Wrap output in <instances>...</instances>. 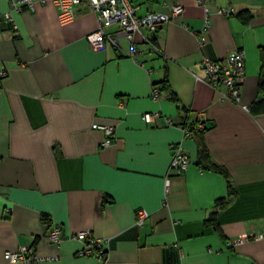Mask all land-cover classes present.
<instances>
[{
    "label": "crops",
    "instance_id": "1",
    "mask_svg": "<svg viewBox=\"0 0 264 264\" xmlns=\"http://www.w3.org/2000/svg\"><path fill=\"white\" fill-rule=\"evenodd\" d=\"M131 1L139 15L166 10L164 1L184 7L155 34L137 33L135 56L124 38L121 48L94 50L87 35L97 16L85 6L69 25L53 3L14 12L16 28L0 21V264L25 246L40 264H264V0ZM235 49L246 52L240 103L223 100L201 65ZM152 112L160 119L146 123ZM200 113L211 161L231 175L230 200L227 179L197 163L198 135L184 132ZM96 123L115 127L112 145L102 146ZM174 144L190 158L185 171L171 168ZM139 209L150 215L142 226ZM54 224L60 244L47 239ZM87 230L103 241V259L81 255L86 243L69 238Z\"/></svg>",
    "mask_w": 264,
    "mask_h": 264
},
{
    "label": "built area",
    "instance_id": "2",
    "mask_svg": "<svg viewBox=\"0 0 264 264\" xmlns=\"http://www.w3.org/2000/svg\"><path fill=\"white\" fill-rule=\"evenodd\" d=\"M10 11L0 13V21L9 23L15 27L13 13H20L24 9H35L37 4L45 5L53 3L58 11V21L61 25H69L76 19L79 8L87 7L96 13L97 29L87 35V40L94 50H104L106 43H110L117 48H121L122 38L130 42V54H138V48L135 43V35L142 30L155 34L165 23L179 19L184 7L179 2L164 1L162 4L166 8L163 11H148L146 14L139 15L138 7L131 0H8ZM205 3L206 0H200ZM206 7L205 22L200 32H198V43L203 47L208 42L207 32L210 26L209 8ZM222 14H231L233 8L220 9ZM151 43V40H148ZM202 69L204 71L205 81L211 85L223 100L240 103L242 92V81L246 72V52L243 49H235L223 59L214 60L209 57L202 59ZM159 88L154 87L152 98L157 99ZM161 113H145L142 119L146 123H154L159 120ZM198 128H204L207 125L208 118L205 113H200L197 119ZM167 125H173L169 118L165 120ZM94 129L104 131L105 139L102 142L103 147H108L116 140L115 127L113 125L94 124ZM186 135L189 131L184 129ZM173 160L172 169L179 172L187 170L190 165V158L181 144L172 145ZM169 184V180H167ZM149 212L145 209L137 211L136 225L142 226L149 217ZM261 237L262 235H258ZM69 238H76L86 243L80 251L81 255L95 256L98 259L105 257V250L102 247L103 241L96 238L89 230L81 231ZM47 239L60 244L63 241L61 236V226L54 224ZM12 264H40L42 258L36 253L34 246H25L17 250H11L6 253Z\"/></svg>",
    "mask_w": 264,
    "mask_h": 264
},
{
    "label": "trees",
    "instance_id": "3",
    "mask_svg": "<svg viewBox=\"0 0 264 264\" xmlns=\"http://www.w3.org/2000/svg\"><path fill=\"white\" fill-rule=\"evenodd\" d=\"M147 1L152 2L154 0H147ZM238 16L240 17V19H242L243 22H248L252 18V15L247 10L239 12ZM260 54H261V69H260L259 83L258 84H259V92L261 94H264V46H262L260 48ZM174 99L176 101H178V99L176 97H174ZM197 123H198V121H196L194 124H192V126H190V129L188 128V126L185 127V129L189 131L190 135L192 133H196L198 135V161H197V163L202 169L217 172V173L223 175L227 179L228 190H229L228 195H229V200H230L232 197H234L235 192H236L235 187L233 185L231 175L225 167L216 165L211 161L209 150H208V148L204 142V139H203V133L209 128V126L206 125V127H204V128H198ZM228 201H226L224 199H219L217 206L220 208L221 207L223 208L224 206H226L229 203ZM216 214H217V211H215L209 218V222L214 224V225H217Z\"/></svg>",
    "mask_w": 264,
    "mask_h": 264
},
{
    "label": "rangeland",
    "instance_id": "4",
    "mask_svg": "<svg viewBox=\"0 0 264 264\" xmlns=\"http://www.w3.org/2000/svg\"><path fill=\"white\" fill-rule=\"evenodd\" d=\"M133 1H135V2H137V3H139V2H146L145 0H133ZM123 43L125 44L126 42L123 41Z\"/></svg>",
    "mask_w": 264,
    "mask_h": 264
}]
</instances>
